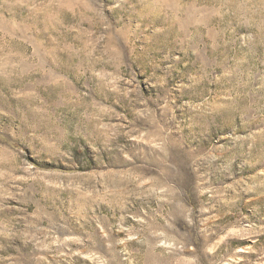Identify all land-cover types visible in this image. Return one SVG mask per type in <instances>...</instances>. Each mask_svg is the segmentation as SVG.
Listing matches in <instances>:
<instances>
[{"label": "rangeland", "instance_id": "374dc122", "mask_svg": "<svg viewBox=\"0 0 264 264\" xmlns=\"http://www.w3.org/2000/svg\"><path fill=\"white\" fill-rule=\"evenodd\" d=\"M0 264H264V0H0Z\"/></svg>", "mask_w": 264, "mask_h": 264}]
</instances>
